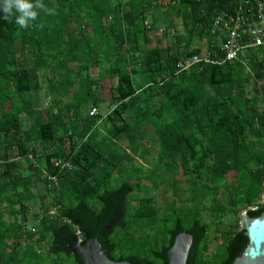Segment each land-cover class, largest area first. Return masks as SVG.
<instances>
[{
    "label": "trees",
    "instance_id": "trees-1",
    "mask_svg": "<svg viewBox=\"0 0 264 264\" xmlns=\"http://www.w3.org/2000/svg\"><path fill=\"white\" fill-rule=\"evenodd\" d=\"M42 2L54 14L39 12L26 29L0 19V156L7 160L0 264H83L68 247L78 242L76 231L81 245L97 239L116 262L167 264L166 251L184 232L194 240L186 264H233L247 237L226 217L264 214V47L247 63L175 71L201 51L193 39L208 41L213 16L236 0ZM163 15L184 29L164 45L169 32L156 30ZM43 72L49 101L39 107ZM114 78L102 116L97 90ZM92 108L98 113L90 116ZM149 126L158 148L147 169L134 155L150 152ZM30 153L45 160L57 184L48 187L27 158L23 174L20 161L8 160ZM66 160L68 168L53 165ZM182 179L191 198H181ZM167 181L173 199L161 211L153 193ZM37 183L40 209L31 213ZM203 214L219 233L212 251Z\"/></svg>",
    "mask_w": 264,
    "mask_h": 264
},
{
    "label": "built area",
    "instance_id": "built-area-1",
    "mask_svg": "<svg viewBox=\"0 0 264 264\" xmlns=\"http://www.w3.org/2000/svg\"><path fill=\"white\" fill-rule=\"evenodd\" d=\"M208 41H203V46L198 54L186 57L176 74L189 71L196 65H224L233 61L247 63V54L250 51L264 47V0H236L231 9L218 11L212 19L209 29ZM98 111L92 108L89 115H95ZM31 161L34 167L40 168L42 176L47 180V186L57 184L58 177L46 170V162L33 154L27 157H15L8 160L20 161L26 165V160ZM7 162L0 156V168ZM55 168L63 169L70 167V161H55ZM78 242L81 237L76 231Z\"/></svg>",
    "mask_w": 264,
    "mask_h": 264
},
{
    "label": "rangeland",
    "instance_id": "rangeland-1",
    "mask_svg": "<svg viewBox=\"0 0 264 264\" xmlns=\"http://www.w3.org/2000/svg\"><path fill=\"white\" fill-rule=\"evenodd\" d=\"M165 7V6H164ZM169 20H171L172 23V28H167L168 27V22ZM149 21V19H148ZM156 30L157 32L159 31H167L169 32L170 36L168 37V39L164 38V41L162 42V44H168L171 43L173 41L172 36L174 34H183L184 33V29L183 26L181 24V21L179 18L175 17V16H170V18L167 17V15H163L161 19H159L158 23L156 24ZM152 37V40L155 39L153 36V32L150 34ZM153 43H155V40L152 41V45ZM203 42L199 41L197 38H194L192 41V45L191 48H195L196 46H202ZM48 73L47 72H43V73H39L38 74V78H39V89L37 92L38 95V99L39 101L37 102L39 107H44L47 105V102L49 101V98L47 97V91H46V77H47ZM116 79H110L109 81H105L104 83H101L102 88H98V92L100 91V96H103V101L99 104L98 109L101 112L102 116H105L106 113H108V111L111 109L110 103H109V97L111 94V83H115ZM156 99H160V96H156ZM67 100V99H65ZM29 120H27L28 122ZM147 130L148 135L146 136L147 139L151 140L150 141V152L149 153H144L143 157H140L141 155V151L139 152V154L134 155L135 157V162L136 163H140L141 165L145 166L147 169L152 167V165H150V163L153 162L154 157L157 153V145L154 141H152V135H153V129L151 126L146 127L145 128ZM143 142H145V140H143ZM119 144H121V146L126 147L127 143L126 140H122L119 142ZM149 146V145H148ZM131 165V164H130ZM26 165L24 164V166H21V169L19 170L20 173H28L26 172ZM181 174V173H180ZM178 178H182L180 175L178 176ZM186 179V178H185ZM170 181V180H169ZM167 181L165 184H163L159 190H157L155 193H153V195L156 198L157 201V205L159 206V208L161 209V211H163L166 207V203L171 201L173 199V195L172 192L169 188V184L170 182ZM187 182L185 180H181L180 183V187L182 188L183 193L181 195L182 199H188L191 198L190 193L188 192L187 188L188 185L186 184ZM18 190H21V188H19ZM35 192V196L36 198L31 200V202H29V206L31 207L30 212H37L40 209L39 203H38V196L42 194L43 191V185L42 183H37L35 188L33 189ZM262 198H264V191L261 195ZM220 199H224V196H220ZM192 203V202H191ZM245 210H242L238 213L237 216H233V215H229L226 217L225 222L227 224L231 223L234 225L235 228L238 229H242V216L244 215ZM29 213L28 217H29V223H28V227L32 228L35 224L36 221H34L32 219V214ZM203 219L207 222H209L211 224V228L209 231V239H208V245H209V250L212 251L213 249H215V247L220 243V240L218 239L219 237V233L216 231V225L213 223V221L211 220V218H208L206 216V214H203ZM7 220H10L11 218L6 217ZM209 251V252H210Z\"/></svg>",
    "mask_w": 264,
    "mask_h": 264
},
{
    "label": "water",
    "instance_id": "water-1",
    "mask_svg": "<svg viewBox=\"0 0 264 264\" xmlns=\"http://www.w3.org/2000/svg\"><path fill=\"white\" fill-rule=\"evenodd\" d=\"M242 230L247 237V244L242 254L233 264H264V214L249 217L246 212L242 216ZM194 243L188 233H178L174 237L172 246L166 251L167 264H186L189 251ZM69 249L78 254L83 264H130L126 261L110 260L102 250L97 239H90L85 245L79 242L69 244Z\"/></svg>",
    "mask_w": 264,
    "mask_h": 264
},
{
    "label": "clouds",
    "instance_id": "clouds-1",
    "mask_svg": "<svg viewBox=\"0 0 264 264\" xmlns=\"http://www.w3.org/2000/svg\"><path fill=\"white\" fill-rule=\"evenodd\" d=\"M39 12L54 14L53 9L46 7L42 0H0V19L11 18L21 29L28 28Z\"/></svg>",
    "mask_w": 264,
    "mask_h": 264
}]
</instances>
